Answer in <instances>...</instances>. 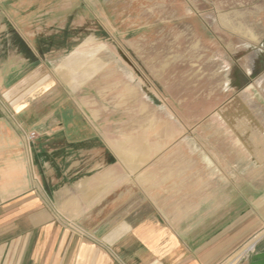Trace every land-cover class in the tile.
Returning a JSON list of instances; mask_svg holds the SVG:
<instances>
[{"label":"crops","instance_id":"crops-1","mask_svg":"<svg viewBox=\"0 0 264 264\" xmlns=\"http://www.w3.org/2000/svg\"><path fill=\"white\" fill-rule=\"evenodd\" d=\"M12 38L0 34V264H223L260 234L240 264L256 263L264 116H228L235 163L214 168L211 151L186 161L149 135L117 134L89 101L53 99V73L6 51Z\"/></svg>","mask_w":264,"mask_h":264},{"label":"rangeland","instance_id":"rangeland-1","mask_svg":"<svg viewBox=\"0 0 264 264\" xmlns=\"http://www.w3.org/2000/svg\"><path fill=\"white\" fill-rule=\"evenodd\" d=\"M1 4L0 34L15 38L5 50L44 63L57 81L53 99H67L70 109L89 101L113 116L119 135H149L201 165L211 151L219 168L236 161L237 119L228 116H264V0Z\"/></svg>","mask_w":264,"mask_h":264},{"label":"built area","instance_id":"built-area-1","mask_svg":"<svg viewBox=\"0 0 264 264\" xmlns=\"http://www.w3.org/2000/svg\"><path fill=\"white\" fill-rule=\"evenodd\" d=\"M34 138L35 134L32 133L29 136V140H33ZM258 242L259 240H257V238H254V240L249 242L246 247H243L241 251L233 255L232 258L227 259L226 262H224L223 264H240L243 260H245L247 257L252 255L256 251Z\"/></svg>","mask_w":264,"mask_h":264},{"label":"water","instance_id":"water-1","mask_svg":"<svg viewBox=\"0 0 264 264\" xmlns=\"http://www.w3.org/2000/svg\"><path fill=\"white\" fill-rule=\"evenodd\" d=\"M254 260H256V263L253 264H264V252L261 255L256 256Z\"/></svg>","mask_w":264,"mask_h":264}]
</instances>
